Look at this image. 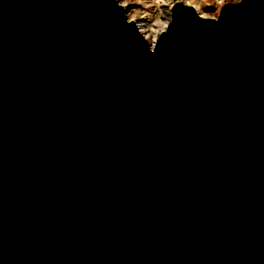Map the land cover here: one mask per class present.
<instances>
[{
    "label": "water",
    "instance_id": "95a60500",
    "mask_svg": "<svg viewBox=\"0 0 264 264\" xmlns=\"http://www.w3.org/2000/svg\"><path fill=\"white\" fill-rule=\"evenodd\" d=\"M171 11L0 0V264H264V0Z\"/></svg>",
    "mask_w": 264,
    "mask_h": 264
},
{
    "label": "bare ground",
    "instance_id": "6f19581e",
    "mask_svg": "<svg viewBox=\"0 0 264 264\" xmlns=\"http://www.w3.org/2000/svg\"><path fill=\"white\" fill-rule=\"evenodd\" d=\"M115 1L123 8L126 19L128 21H133L135 23L138 32L140 33L142 38L146 41L150 49L153 48L157 38L160 36V34L163 31H165L167 25L171 21V18H172L171 9L174 3L176 2L173 0H150L149 4L150 2L153 3V6L155 5L156 8L158 9L157 17L154 18L152 21L151 18L149 19L147 17V14H144V11H140L139 8L133 7L134 5H136L138 2L142 0H115ZM177 1H181L183 4L190 5L186 1H183V0H177ZM142 2L143 4L145 3V1H142ZM203 2L204 1L200 2L199 5L195 6V8L193 7L194 10L201 17H214L215 18L216 12L214 13V15H208L207 13L203 12V9H206L205 5H207ZM161 15L163 17V20L159 19V16Z\"/></svg>",
    "mask_w": 264,
    "mask_h": 264
},
{
    "label": "rangeland",
    "instance_id": "374dc122",
    "mask_svg": "<svg viewBox=\"0 0 264 264\" xmlns=\"http://www.w3.org/2000/svg\"><path fill=\"white\" fill-rule=\"evenodd\" d=\"M142 1H145L146 4L145 3L143 4ZM142 1L138 2L133 7H137V8H139L140 11H144V14H147V17L149 19L151 18V20L153 21V19L157 17V11H158V9L156 8L155 5L153 6V3L150 2V4H149V1L150 0H142ZM173 1H177V0H173ZM183 1H186L188 4L192 5L194 8H195L196 5H199L200 2L204 1L203 3H205L207 5H205L206 9H203V12L204 13H207L208 15H214V13L216 12L215 14L217 16V14H218L220 8L222 7V5H224L227 2H237L239 0H183ZM217 8H218V10H217ZM159 19L163 20L162 15L159 16Z\"/></svg>",
    "mask_w": 264,
    "mask_h": 264
}]
</instances>
